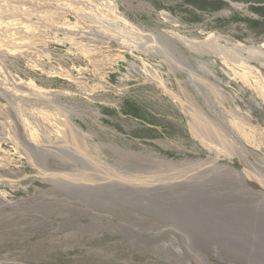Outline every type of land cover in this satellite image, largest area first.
Listing matches in <instances>:
<instances>
[{
  "label": "rangeland",
  "instance_id": "obj_1",
  "mask_svg": "<svg viewBox=\"0 0 264 264\" xmlns=\"http://www.w3.org/2000/svg\"><path fill=\"white\" fill-rule=\"evenodd\" d=\"M116 1L135 25L176 31L195 40L194 47L169 33L146 39L124 32L115 23L112 4L0 0V264H264V96L248 83L251 78L235 74L242 71L244 54L264 75V24L251 27L260 18L248 8L257 0H222L214 13L199 12L183 0ZM118 34L131 50L110 37ZM210 34L229 41L207 40ZM240 42L253 46L249 52L231 48ZM145 63L168 89L178 92L182 86L192 100L184 105L173 100L147 79L141 70ZM127 101L136 104L138 115L122 111ZM196 108L213 120H225L219 122L224 132L249 150L242 153L229 146V139H219ZM229 112L257 127L259 147L230 130L239 123L229 122ZM69 115L92 133L100 160L112 172L128 171L121 172L126 181L88 159ZM201 138L218 147L210 149ZM108 144L174 161L211 157V164L240 171L241 179L207 166L153 164L147 170L133 160L119 166L123 154H114ZM47 168L64 174L48 178L41 174ZM212 177L232 189L243 187L242 197L252 192L249 208L260 221L259 231L249 232L256 254L192 223L162 217L144 204L194 202L190 197L205 192ZM224 203L230 220L222 229L236 232L235 209L248 211V206L234 197Z\"/></svg>",
  "mask_w": 264,
  "mask_h": 264
},
{
  "label": "bare ground",
  "instance_id": "obj_2",
  "mask_svg": "<svg viewBox=\"0 0 264 264\" xmlns=\"http://www.w3.org/2000/svg\"><path fill=\"white\" fill-rule=\"evenodd\" d=\"M84 1H85L86 4H89L90 2L96 1V3H98V4H95L96 6L102 5V4H105V5L112 4L113 9H114V11L116 13V17L115 18L117 19V21H115V20H113V21H115L116 24H119V26L122 28V30L124 32H127V33H129L131 35H137L139 37H144V38L148 39L149 36H154L155 37V35H158V34L164 35L165 33H169L171 37H173V35H174V37L176 36V39L181 41V43H183L186 46L191 47L192 46L191 45L192 42H195V40H192L191 38H188V37H186L184 35H181V34H179L176 31L165 30L167 32L160 33V32H154V31L146 30V29H144L142 27H139V26L135 25L134 22H132L129 19H127L118 10V5H117V1L116 0H84ZM81 10H83V9H81ZM163 16H165L166 18H169L170 20H173L175 22L177 21V20H174L173 17L170 16V14H168V13H163ZM110 37L115 39L116 41H118V43L121 46L125 45V47H127L128 49L131 50L130 43L125 42V40L123 38H121L119 36V34L118 35H113V36H110ZM223 37H225V36L216 35V34H210V35H208L207 40H212L214 42H218L220 40L229 41L228 38H223ZM235 44H236V46L232 45L231 48H237L238 47L241 51H248V52L251 49L250 47L253 46L252 43H250V42H240V43H235ZM193 47H191V48H193ZM183 59L185 61V59H186L185 56H183ZM242 59H243V62H242V65H241L242 71H238L235 74H237V76H239L241 78V80H243V79L247 80V79L251 78L248 81V83H250V85L252 87H254L255 89H260L259 93H261L262 96H264V75L261 73V71L257 67H255V66L250 64V62H249L250 57L245 56L244 54H242ZM182 69H185V70H188V71L190 70L193 75L196 74V72H193L191 69H188L185 66H183ZM141 70L145 73V75L147 76V79L149 81L155 82L158 86H160L162 89H164V91L166 93L171 95L173 100H175L176 102H179L182 105H184V102H187L188 99L192 100L191 94L188 91H186L182 86H179V91L178 92H174L173 90L168 89L166 87L165 81L161 77V75H159V73L155 69L153 70V68L150 70L149 67L146 65V63L143 65ZM206 79H208V78H206ZM208 80H209V82L212 83L213 86L216 87L217 91H221V88L219 87L218 84L214 83L210 79H208ZM203 81H205V80H203ZM205 83H206V81H205ZM188 109H190V108H188ZM196 109L198 111V114L199 115L201 114L204 117L203 119H204V121H205V123L207 125L206 128L212 129L219 139H221V140H228L229 139V142H230L229 146H231V144H233L236 147V149H238L242 153L249 150L247 147H244V146H242L240 144H239L240 147H238L237 144L227 134L228 132L227 133L224 132V131H226L225 130L226 128L223 125H221L219 122H224L225 120H223V119L222 120L220 119V121L219 120H213L201 108H196ZM70 110H71V107H70ZM71 112H72V110H71ZM94 112L96 114H98L97 110H94ZM69 114H71V113H69ZM229 115L231 117L229 119V122L233 121V123H234L235 121H237L239 124H237V127L235 126V127H232V129H230V128H228V129H230L232 131L235 130L239 134L245 135L246 137H244V139L246 140V142L248 144L253 145L254 147H259L260 146V142H259L260 140L255 137V135L257 134L256 132L258 131L257 127L255 125H253L252 123H250L249 120L246 119L245 117L238 116L235 113H231V112H229ZM68 118H69V122H70L71 126L73 127V130L77 134L76 136H78L80 138V140L82 141V144H83V147L85 149V152H86V155H87L88 159H90L91 161L99 163L103 168H106V170H110V172H112V170H111L112 167H110L109 164L106 163L105 161H101V160H103V157H102L101 152H100L101 150H100V147L98 146L99 144H97L96 142H94L92 140V137H93L92 133H90L89 131H84L81 127H79L77 125V123H75L73 121V118L70 117V115L68 116ZM191 130H194V128L192 127ZM193 133L196 134V132H194V131H193ZM198 135L200 136V134H198ZM202 138L200 140L202 142H204L205 145H208V147L210 149L213 148V147H218V145H216V144L207 143ZM107 147H109L110 150L114 154H117V153H119L120 155L123 154V156L121 157V160H117L116 161V164L117 165L119 164V166H125V164H132V162H129V160H133V165L136 164V166H140L142 168H147V170H148V167H153V164H157L158 166H161V167L163 165H166V166L173 167V168L175 167V165H177V166H179V165H187V167L199 166V167H197V169L198 168H200V169L202 168L203 169L205 166H207V167H209L207 169H214V170H217L219 172H222L223 174L225 173L226 175H229L231 178H233L235 181H237L238 179H239L238 181H240V179H241V172L240 171H237L235 168H233L231 166L224 165V164H221V163L219 164L217 162H216L217 164H211V161H210L211 157L210 158L207 157V159H199V160H197V159L193 160V159H188L187 158V159H183V160L174 161L172 159H166V158L159 157L155 153L147 151V150L145 151V153H144V151L143 152L142 151H133L131 149L125 150L122 147H119V146H116V145H111V144H108ZM216 157L218 158L220 156L216 155ZM221 169H224V170H221ZM151 171H152V169H151ZM232 171H233L234 174L232 173ZM121 172H126V171L117 170V171H113L112 173H114V175L117 174L115 176L118 179L122 178V181H123V180H125V175L123 173H121ZM210 172H208V173H210ZM242 173L247 179L252 181V178L249 176L250 173H249L248 169L247 170L244 169L242 171ZM41 174L47 175L48 178H53L56 175L59 176V174L60 175L64 174V172L54 171V170H51V169L47 168L46 171L42 172ZM172 179H173V177H172ZM183 180H186V178L183 179ZM208 180H210V178H208ZM211 180L212 181L208 183V187H207L208 189L204 190L205 192L197 191L199 194H197L195 198H198L199 195H201L199 199H195V198H193L190 195L191 196L190 197L191 200L194 199V202H188L187 203V200H185V202H182V200H179L177 202L178 204L171 205V204H169L166 201L165 202L164 201H160V205H158V206H163L164 209H162L161 207H158V206L155 207L157 205L155 203L144 202V204H148V205H146V207L151 208L152 210H154L157 214H159L162 217L167 216V217H170V218H177L179 221H181L183 223H189V224L192 223L197 228L206 230L209 234H212V235H215V236H218V237L222 238L225 242H227V244L229 243L230 245H232L236 249H241L242 251H249L252 254H256V250L252 246V245H254L253 244V242H254L253 240L254 239L249 236V232L252 233V232L259 231L257 224L260 223V221L259 220H256V221L254 220L255 213H253L251 211L252 208H249V207H252L251 206L252 204H251V201H248L249 200L248 198H249V195L252 192L247 191L246 195L244 194L245 197H242L240 195V192H241V190L242 191L244 190V189H242L243 187L241 188V190L238 187L240 191L236 192V190L238 189L237 187L236 188L233 187L235 189H232L231 187H229V185L227 186L225 183H222V181L217 180L214 177H212ZM173 181H174V179H173ZM189 181L190 180H188V182ZM211 183L214 185V187L211 186ZM181 184H183V183H181ZM184 184H186V181H185ZM224 184L226 185V187H225ZM152 187H154V186H152ZM230 188H231V190H230ZM185 192H187V191H185ZM229 196L231 198L232 197L237 198L239 201L243 202V204L245 203L248 206V207L245 206L248 209V211L247 210L235 209L236 213H238V216H239L238 223L236 222L237 224H235L236 225V229H235L236 232L235 231H230V229H227L226 231H224L222 229V228H224V223L227 222L228 220H230L229 208L224 203L226 200L230 199ZM232 200H234V199H232ZM195 201H198L196 203V206L189 204V203L193 204V203H195ZM230 202H232V201L230 200ZM224 204L226 206L225 208H224ZM231 210L232 209L230 207V211ZM208 214H209V216L204 217V215H208ZM233 220H235V219L233 218ZM261 221H262V219H261ZM230 223H231V221H230ZM227 226H225V227H227ZM261 228L264 229L263 226H261ZM263 231L264 230H262V232ZM244 232H246V233H244ZM253 236H255V235H253ZM254 238L256 239L257 235Z\"/></svg>",
  "mask_w": 264,
  "mask_h": 264
},
{
  "label": "trees",
  "instance_id": "obj_3",
  "mask_svg": "<svg viewBox=\"0 0 264 264\" xmlns=\"http://www.w3.org/2000/svg\"><path fill=\"white\" fill-rule=\"evenodd\" d=\"M204 2V3H203ZM222 0H183L184 5L191 6L195 10L204 13H214L221 8ZM249 10L256 14L260 20L254 19L250 22L251 27H258V24H264V0H257L254 1V4H250L248 6ZM232 21H241V22H248L247 19L242 18H233ZM126 107L122 111H126L127 114H134L135 116L139 114V109L136 104L132 101L126 102Z\"/></svg>",
  "mask_w": 264,
  "mask_h": 264
},
{
  "label": "flooded vegetation",
  "instance_id": "obj_4",
  "mask_svg": "<svg viewBox=\"0 0 264 264\" xmlns=\"http://www.w3.org/2000/svg\"><path fill=\"white\" fill-rule=\"evenodd\" d=\"M122 13V12H121ZM124 15V14H123ZM125 16V15H124ZM171 16V15H170ZM126 17V16H125ZM128 19V18H127ZM175 20V19H174ZM131 21V20H130Z\"/></svg>",
  "mask_w": 264,
  "mask_h": 264
}]
</instances>
